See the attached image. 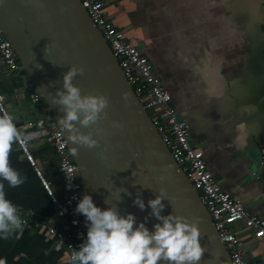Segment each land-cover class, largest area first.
Wrapping results in <instances>:
<instances>
[{
    "label": "crops",
    "instance_id": "obj_1",
    "mask_svg": "<svg viewBox=\"0 0 264 264\" xmlns=\"http://www.w3.org/2000/svg\"><path fill=\"white\" fill-rule=\"evenodd\" d=\"M116 26L146 53L170 91L180 116L190 122L191 140L201 146L222 188L264 218V0H104ZM227 18L235 26H225ZM243 40V43L240 41ZM0 56V93L19 133L27 139L48 184L63 185L49 131L36 120L49 112L34 103L28 84L18 83ZM0 115H3L0 110ZM8 164L23 182L0 176V190L12 204L33 210L38 223L0 229L4 264H71L65 240L50 232L71 230L57 216L35 167L14 138ZM241 226V223L239 224ZM249 264L264 262V236L240 231Z\"/></svg>",
    "mask_w": 264,
    "mask_h": 264
},
{
    "label": "water",
    "instance_id": "obj_2",
    "mask_svg": "<svg viewBox=\"0 0 264 264\" xmlns=\"http://www.w3.org/2000/svg\"><path fill=\"white\" fill-rule=\"evenodd\" d=\"M0 25L23 66V72L14 73L18 83L25 85L30 78L39 90L68 140L93 202L102 209L115 205L122 216L133 213V227L143 222L151 232L155 223L162 222L152 215L147 202L161 195V215L197 221L203 251L195 264H235L198 190L174 158L82 1L0 0ZM73 66L83 68L70 81L82 97L92 94L108 99L97 121L81 124L82 113L70 121L77 132L90 133L98 141L92 147L71 140L72 130L61 122L67 107L59 103L60 93L67 92L63 77ZM113 121L121 126L115 127ZM137 196L145 203L143 209L134 203Z\"/></svg>",
    "mask_w": 264,
    "mask_h": 264
},
{
    "label": "built area",
    "instance_id": "obj_3",
    "mask_svg": "<svg viewBox=\"0 0 264 264\" xmlns=\"http://www.w3.org/2000/svg\"><path fill=\"white\" fill-rule=\"evenodd\" d=\"M81 1L101 30L114 55L118 58L128 80L157 125L174 158L182 166L198 190L234 263L249 264L244 255L239 233L243 230L254 229L264 236V218L251 213L248 203L235 198L222 188L220 182L208 167L203 148L192 142L190 122L180 116L170 91L164 86L161 77L155 72L150 57L139 49L134 39L116 26L105 10V1ZM0 56L10 72H23V66L14 46L6 37L1 25ZM26 83L30 89L32 101L38 104H45L42 95L30 78H27ZM0 110L2 114H8L5 107V96L1 93ZM35 124L40 128V132L49 131L63 185L61 195L56 193L48 184L34 155L29 151L27 139L19 131L16 139L46 187L56 215L68 217L71 221L70 231H57L55 226L50 225V232L58 235L61 240L66 241L71 264H80L78 259L73 258V253L82 244L86 243L87 227L90 222L86 220L84 214L76 210V205L86 193V189L81 180L78 166L69 149L68 140L52 112L45 113L43 117L36 120ZM260 162L264 165V140ZM14 206L17 209L16 215L20 220L19 225L41 223V221L35 219L36 213L33 210L19 205ZM73 220L77 222L73 223ZM240 223L241 226H239Z\"/></svg>",
    "mask_w": 264,
    "mask_h": 264
},
{
    "label": "clouds",
    "instance_id": "obj_4",
    "mask_svg": "<svg viewBox=\"0 0 264 264\" xmlns=\"http://www.w3.org/2000/svg\"><path fill=\"white\" fill-rule=\"evenodd\" d=\"M225 26L231 27L235 32V26L226 17ZM243 43V40L240 41ZM83 72V68L73 66L64 75V87L66 93H60L59 103L66 105V116L61 121L65 127L71 129L69 138L82 146L92 147L98 141L91 134H82L75 130L70 121L76 120L82 113L80 123L87 126L90 122L102 118L100 114L108 104L104 95H80L77 86L70 83L76 72ZM115 127L121 125L113 121ZM18 130L11 115H0V176L7 179L11 185L23 182V177L13 170L8 164V152L11 142L17 138ZM76 151L75 148L72 149ZM2 187V186H0ZM161 189V193H163ZM51 194V193H50ZM161 195L148 200L152 215L159 221L154 224V231H149L143 222L137 224L135 216L129 212L126 216L118 213L115 205L107 208L97 206L91 195L85 193L79 199L76 210L84 214L90 223L87 227V241L73 253V258L80 264H157L158 260H167L169 264H195L202 254V247L198 241L199 229L197 221L187 222L180 215H161ZM134 203L141 209L145 203L140 196L135 197ZM16 207L5 198L0 190V229L6 230L9 223L18 226L20 220L16 215ZM77 221L73 220V223ZM0 264H4L0 260Z\"/></svg>",
    "mask_w": 264,
    "mask_h": 264
}]
</instances>
